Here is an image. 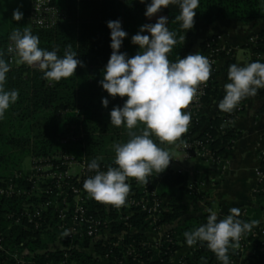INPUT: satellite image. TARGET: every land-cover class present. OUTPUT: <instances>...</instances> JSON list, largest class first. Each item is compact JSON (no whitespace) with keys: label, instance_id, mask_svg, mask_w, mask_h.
I'll use <instances>...</instances> for the list:
<instances>
[{"label":"trees","instance_id":"trees-1","mask_svg":"<svg viewBox=\"0 0 264 264\" xmlns=\"http://www.w3.org/2000/svg\"><path fill=\"white\" fill-rule=\"evenodd\" d=\"M53 1L67 11L66 21L53 29L31 27L27 23L29 7L24 10L22 20L14 19L6 24L0 23V51L4 53L3 58L9 63L7 49L11 42L10 34L16 29L23 31L29 28L34 35L39 36L40 47L50 51L57 50L61 57L71 46V50L83 61V66L78 65L76 74L59 82L46 80L42 70L31 69L26 63L10 67L5 87L8 90H19V99L6 111L5 118L0 120V180L12 177L21 168L26 157L53 151L57 147L58 137L67 134L72 130V126H75L74 135H81L84 131L85 137L78 142L67 144L65 149L77 157L85 153L89 162L102 157L99 163L115 165L113 145L126 142L130 138L125 126L116 127L111 124L110 119V111L116 106L122 107L127 97L113 98L99 81L104 78V69L113 51L110 47L111 30L107 22L116 19L142 21L146 18V4L141 3V0ZM62 1L66 5H63ZM148 2L150 3V0ZM82 11L90 14L84 16ZM180 11L179 5H169L157 13L167 15V26L170 31L176 33L177 43L168 54L173 62L186 57L191 50L198 21L213 25L219 20L233 19L243 23L263 20L264 0H200L199 8L195 10V26L187 31L181 27V22L175 19ZM257 36V43L250 46L255 53L264 54V30ZM208 39L209 37L200 43L199 53L203 56L207 52ZM224 55L225 53H222L221 57ZM217 75V72H211L210 78L213 82L204 100L206 105L211 102L212 97L218 95ZM224 95L225 92L221 97ZM105 97L109 99L107 108L102 104ZM240 104L243 111V101ZM65 110L68 111L63 113ZM233 115L234 112L229 114L220 109L213 116L204 112L192 130H187L176 142H181L191 132H198L200 137L211 134L216 138L213 142L214 149L229 159L238 131L234 126H228L224 131L220 128L223 122ZM219 132H222L220 138ZM153 139L166 150L167 142L161 144L156 137ZM225 146L229 147L230 152H226ZM210 169V166L201 161L195 178L203 181ZM162 176L156 184L158 196L168 199L171 206V212L162 216V222L177 223L173 236L177 241L186 243L184 233L207 222L210 213H203L198 201L203 200L208 193L198 196L191 194L184 184V174L169 171L163 172ZM255 197L258 205L249 207L248 213L256 221L264 211V192L257 193ZM19 209V205L13 201L0 202V232H4L0 247V264H21L13 254H20L24 250L29 252L23 257L25 264H47L53 258L59 261L62 257L59 252L47 250L48 242L53 241L54 237H43L41 232H31L21 225L12 224L8 219V213H18ZM184 216H187L186 219H182ZM136 217L133 224L139 226L144 215ZM121 228L128 229L123 225H118L115 229L117 231ZM198 245L199 248L187 257L189 264H215L218 261L206 242H199ZM97 246L100 247V244ZM73 258L77 264H101L86 252H77Z\"/></svg>","mask_w":264,"mask_h":264},{"label":"clouds","instance_id":"clouds-1","mask_svg":"<svg viewBox=\"0 0 264 264\" xmlns=\"http://www.w3.org/2000/svg\"><path fill=\"white\" fill-rule=\"evenodd\" d=\"M146 4L145 16L154 17L169 5H179L181 11L175 19L181 22L183 29L190 30L195 26L196 9L200 0H141ZM24 13L15 9L13 17L22 20ZM168 17L160 15L155 23H146L131 37L134 45H139L138 53L130 57L122 52L124 39L129 35L122 27L120 19L107 22L113 50L104 69V78L99 81L113 98L127 97L123 106H116L110 111L111 124L128 130L129 139L113 145L115 167L100 170L98 162L102 157L93 159L89 176L83 188L91 198L98 202L114 205L119 208L125 205L131 191L129 178L148 184L153 173H163L173 159L172 154L161 147L153 137L162 144L179 140L187 132L192 113L185 112L193 99L198 95L199 85L206 83L212 72L209 59L196 52L173 62L169 53L177 43L176 33L170 31ZM149 34H143V33ZM13 44L7 51L18 56L17 63L38 66L49 81L59 82L76 74L78 65L83 61L78 58L71 46L61 57L57 50L40 47V38L29 28L23 31L16 29L10 34ZM185 39V37L183 38ZM0 51V120L5 118L6 111L19 99V90L6 89L5 85L10 72V64ZM228 80L224 86L225 95L218 108L225 113H233L240 103L257 95L264 88V62L257 60L245 65L231 64ZM102 104L107 108L109 99L103 98ZM143 125V127H140ZM139 129V131H136ZM207 222L195 230L186 231L184 236L188 246L206 242L222 264H231L230 248H239V241L245 233L251 232L259 221L246 222L238 217L240 210L231 209L226 218L218 219L216 212L208 209Z\"/></svg>","mask_w":264,"mask_h":264},{"label":"built area","instance_id":"built-area-1","mask_svg":"<svg viewBox=\"0 0 264 264\" xmlns=\"http://www.w3.org/2000/svg\"><path fill=\"white\" fill-rule=\"evenodd\" d=\"M66 19L67 11L53 0H30L28 22L31 27L50 30ZM258 40L257 35L251 36L249 43L256 44ZM11 44L12 41L8 47ZM206 49L205 57L212 65V72H217V63L221 54L227 52V47L220 42V37L211 36L206 42ZM261 55L258 53L257 57L260 58ZM16 57L15 53H9L10 66L15 64ZM27 66L41 70L35 65ZM212 82L213 79L209 78L206 83L199 85L198 95L185 109L192 113L188 131L192 130L207 108L204 100ZM241 112L240 104L233 117L223 122L221 131L233 126ZM74 128L72 126L67 134L58 137L57 147L53 151L31 155L29 168L21 167L12 177L0 180V202L9 200L20 207L18 213H8L12 224L21 225L31 232H41L43 237H54L53 241L48 242L47 250L59 252L62 257L59 261L53 258L47 264H77L73 258L77 252L88 253L101 264H189L187 257L199 248V242L193 248L183 251L186 243L177 241L173 236L177 223L162 222V216L171 212L168 200L158 196L157 192L156 184L163 173H153L147 185L138 182L136 178H129L127 182L131 185V191L125 205L119 208L96 201L83 188L85 180L95 174L88 169L90 162L87 156L84 153L77 157L65 149L67 144L78 142L82 138V135H74ZM198 134L191 132L178 143L180 158L189 162L204 161L210 168L223 174L228 159L214 149L213 142L216 138L211 134L201 137ZM221 134L219 132L218 138ZM224 148L226 152H230L228 146ZM179 159L173 158L164 173L174 171L184 174V184L190 193L196 196L203 193L201 188L205 186V179L200 181L195 175L190 176L184 168H175ZM100 165V170L103 171L116 166ZM255 176L257 183L252 190L253 203L250 207L258 205L255 195L264 192V147L258 154ZM204 201L199 200L198 203L202 210L208 211ZM139 215L144 217L140 225L135 226L133 220ZM240 216L242 221H253L248 208L240 211ZM256 221H259L258 225L251 232L242 235L239 248H230L228 254L231 264H264V211ZM118 225L128 229L116 231ZM3 235L4 232H0V247ZM177 245L180 247L175 248ZM28 253L24 250L13 256L18 263L25 264L23 257ZM215 264L222 262L217 261Z\"/></svg>","mask_w":264,"mask_h":264},{"label":"crops","instance_id":"crops-1","mask_svg":"<svg viewBox=\"0 0 264 264\" xmlns=\"http://www.w3.org/2000/svg\"><path fill=\"white\" fill-rule=\"evenodd\" d=\"M63 2V1H62ZM63 5H66L63 2ZM82 11V15H89ZM81 15V12H80ZM160 15L156 14L152 18L146 17L142 21H122V27L128 32V36L124 39L121 51L127 52L130 57L135 56L140 50L139 45L131 42V37L135 35L140 27L146 23H155ZM264 30V19L248 23L238 22L233 19L219 20L213 25H209L204 21L197 22V30L194 36L193 45L189 54L200 52V43L211 36L220 37V42L227 47L224 57H221L217 63V78L219 92L218 95L211 98V102L207 105L205 112L209 116L218 113V104L222 100V93L225 92L224 86L230 82L228 80V71L231 64L245 65L253 60L261 59L264 62V54L260 58L257 57L250 46L249 38L256 36L260 31ZM143 34H149L147 32ZM150 35V34H149ZM243 52L241 54L240 48ZM18 56L15 58L17 67ZM244 109L237 116L234 122V128L238 131V135L230 152V158L223 174H219L217 170L211 167L209 173L205 176V192H208L203 200L207 199L211 204L206 206L216 212L218 219H223L231 214L232 208L240 211L249 208L252 205V190L255 188L257 178L255 176V168L258 165V154L264 147V88L260 89L255 96L248 97L243 100ZM82 138L85 137L84 131L81 133ZM176 148L178 149V143ZM179 152V150H178ZM173 158H180L181 154ZM179 163L175 168H184L190 176H194L199 172L200 162L183 161L179 159ZM168 200V199H167ZM200 205V204H199ZM209 212V211H208ZM184 216L182 219H186ZM194 246H188L187 243L183 247V251L189 250Z\"/></svg>","mask_w":264,"mask_h":264},{"label":"rangeland","instance_id":"rangeland-1","mask_svg":"<svg viewBox=\"0 0 264 264\" xmlns=\"http://www.w3.org/2000/svg\"><path fill=\"white\" fill-rule=\"evenodd\" d=\"M30 0H0V23L6 24V22H10L11 20H14L13 12L15 9L19 8L22 12L29 7ZM29 24V22H27ZM244 47L240 48L243 49ZM243 52L241 51V54ZM243 55V54H242ZM166 150L169 151L174 157L179 155L178 149L176 148L175 143H167L166 144ZM30 166V158L26 157L21 165L23 169H27ZM203 194H207L208 192H205L204 189H202ZM209 198V196H208ZM205 206H210V202L205 199L204 201ZM208 206V207H209ZM204 212H208L205 210H202ZM189 216V215H187ZM186 216V217H187ZM90 250V249H89Z\"/></svg>","mask_w":264,"mask_h":264}]
</instances>
